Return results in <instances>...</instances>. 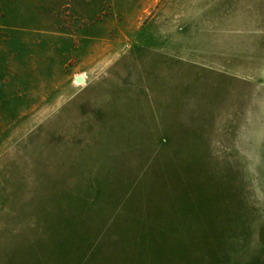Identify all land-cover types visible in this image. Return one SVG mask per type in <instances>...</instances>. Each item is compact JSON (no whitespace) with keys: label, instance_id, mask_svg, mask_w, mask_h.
<instances>
[{"label":"rangeland","instance_id":"374dc122","mask_svg":"<svg viewBox=\"0 0 264 264\" xmlns=\"http://www.w3.org/2000/svg\"><path fill=\"white\" fill-rule=\"evenodd\" d=\"M0 264H264V0H0Z\"/></svg>","mask_w":264,"mask_h":264},{"label":"water","instance_id":"95a60500","mask_svg":"<svg viewBox=\"0 0 264 264\" xmlns=\"http://www.w3.org/2000/svg\"><path fill=\"white\" fill-rule=\"evenodd\" d=\"M75 80H76L77 83H82L83 77L81 75H79V76L76 77Z\"/></svg>","mask_w":264,"mask_h":264}]
</instances>
